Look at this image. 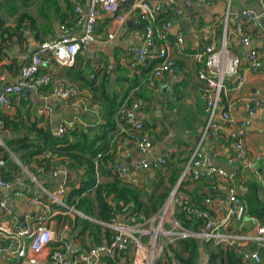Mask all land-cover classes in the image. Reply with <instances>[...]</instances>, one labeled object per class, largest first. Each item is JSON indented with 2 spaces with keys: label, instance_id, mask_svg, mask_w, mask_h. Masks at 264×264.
Wrapping results in <instances>:
<instances>
[{
  "label": "crops",
  "instance_id": "obj_1",
  "mask_svg": "<svg viewBox=\"0 0 264 264\" xmlns=\"http://www.w3.org/2000/svg\"><path fill=\"white\" fill-rule=\"evenodd\" d=\"M7 1L15 0H0L2 3ZM68 1L72 10L68 11L64 3L60 1L62 14L71 12L74 15L75 6L81 7L85 12L89 4V0ZM151 1L162 5L167 12L164 19L175 16V10L180 11V15L174 17L175 23L168 31L167 38L170 53L182 70L180 76L165 75L157 80L153 87L146 86L144 81L156 65L154 53L148 58L146 66L137 71L130 70L128 63L133 58L131 49L141 47L143 43V24L137 12L125 15L128 3H121L115 7L113 12L100 11L96 23L95 41L86 45L73 67L61 68L53 61L41 67V72H47L55 79L74 85L79 92L77 100H60L50 96L44 88L26 89L22 94L10 97L9 107L0 105V121L13 119L14 115H18L14 121L20 123L17 132L10 128L0 127V146L3 148L0 151V159L4 163L0 168V176L8 162H13L20 168V173L15 176V178L19 177V181L12 185L10 190L4 193L0 187V199L3 193L7 196L6 210L0 211V225L16 230L34 227L41 223L53 231L56 240L38 255L37 264L43 263L49 251L60 244H69L73 256L85 253L89 248L97 245L94 241L97 236L95 232V237L90 231L82 233V223L78 222L80 217L75 213L78 211L67 204L66 207L52 204L42 193V189L54 191L59 184H64L67 194L70 190L69 183L77 182L82 171L69 169L66 173L71 174L69 182L65 181V176L53 178L51 172L37 173L36 175L20 164L18 157L4 145V140H13L26 137V135L33 137L30 133L31 126L49 127L54 130L63 121L70 123L71 130H76L79 133L85 128L90 132L91 137L94 136L101 123L100 103L97 100L104 75H107L109 85L121 92L127 90L135 81L139 82V88L131 90L128 98L135 99V93L138 92L139 96L136 94L138 97L136 99L143 104L142 109L136 111L134 116L143 122L153 142L151 154L146 159L150 162L153 158L167 155V163L162 171L151 169L139 171L132 173L128 179L122 181L130 187L146 191L147 194L151 193L157 182H162V187H167L168 167L178 166L177 158L188 160L192 150L198 145L205 128L206 113L204 101L197 90L198 73L203 68L194 61V55L201 53L210 43L219 47L223 39L226 40L232 54L244 56L249 50H254L261 59V68L258 73L247 72L244 65L242 66L241 73L244 75L245 81L241 85L234 79L226 83L220 105L221 109L228 111L237 123L248 122L244 143L249 153L252 156L264 154V106L256 107L253 114L249 115L243 104L244 98L250 96L264 102V0ZM3 7L0 8V17L4 21V27L14 29L16 16L11 13L9 8ZM31 7H28V11L34 17L35 25L39 26L44 21L37 16L36 8L33 12ZM246 10L252 11L256 16L254 22L244 25V33L251 38L249 47H244L240 42V37L234 33L232 20L233 15ZM227 12H229V18L228 23L225 24ZM117 14L125 15V23L121 27L120 33L118 32L114 39H109L108 35L116 31L114 16ZM160 22L162 19L157 21V24ZM67 23H69L68 20L64 24L67 26ZM60 25L56 19H52V30L49 34H43L42 29L37 33L36 30L27 28L20 40L16 37L8 39L0 52V93L3 91L4 84H15L20 81V68L23 63L20 56L24 53V45H29L30 54L35 52L41 42L57 38L60 35L58 31ZM67 29L69 34H81L83 31L82 26L74 24L67 26ZM178 33L184 37L183 43L179 45L175 42ZM156 45H160L158 39H156ZM91 74L95 76L93 80L89 79ZM91 83H94L93 86L90 85ZM40 109L46 111L42 117L37 113ZM224 127L226 129L227 125ZM224 136L225 133L222 132L219 138L202 142L200 151L207 158L206 165L198 169L192 168L189 175L197 172L202 173L206 167L215 166L216 163H226L236 173L231 176V179L219 181L220 188L217 191H221V196H227L231 187L236 191L239 186L235 182L252 181L259 182V198L264 199V159L258 163L254 171L246 168L243 162L233 163L235 148L233 144L224 142ZM69 139L74 141L72 137ZM5 153L8 154L7 161L2 160ZM98 155L101 157L96 167V178L97 183L101 184L110 183L115 179L111 171L114 164L128 165L144 158L127 135L122 132L119 124L115 131L109 135L107 154L100 152ZM41 158L42 156L38 157L39 160ZM102 158L104 160H101ZM29 165L37 170V166L33 162ZM186 181H189V177ZM190 182L184 187V193L194 205L198 202L197 195L209 193L211 189L207 180L199 182L190 180ZM232 183H234L233 186ZM15 192L30 198L37 197L41 202L29 204L15 196ZM142 199L146 200L147 198L143 196ZM200 205L203 206V200ZM78 213L82 215V213ZM120 216L116 217L120 218ZM86 217L83 219L98 224L94 218ZM76 218L77 224H75ZM4 220H7L8 223L3 224ZM252 226L250 222L246 224L247 229ZM3 242L4 238L0 233V247L4 244ZM105 242L106 240L103 239L101 244ZM27 243H30L29 239ZM133 251L130 249L124 254L103 258L101 264H133ZM28 256H30V251H28ZM13 262L12 257L0 255V264H12Z\"/></svg>",
  "mask_w": 264,
  "mask_h": 264
},
{
  "label": "built area",
  "instance_id": "obj_2",
  "mask_svg": "<svg viewBox=\"0 0 264 264\" xmlns=\"http://www.w3.org/2000/svg\"><path fill=\"white\" fill-rule=\"evenodd\" d=\"M121 3H128L125 15L137 12L143 24V43L141 47L131 49L133 58L128 63L130 70L137 71L146 66L148 58L154 53L156 65L144 81L146 86L153 87L156 81L165 75L180 76L182 70L167 45L168 31L175 23L174 17L180 15L179 10L174 11L175 16L164 19L167 12L160 3L151 0H89L85 12L79 6L74 7V25L83 27L81 34H69L67 26L61 24L58 26L60 35L41 42L35 52L30 54L29 45H24V53L20 56L23 62L20 68V81L8 84L3 89L0 93V105L9 107L12 95L22 94L26 89L37 90L40 87H47L49 95L60 100H77L79 92L74 85L55 79L47 72H41V67L52 61L61 68L73 67L86 45L95 41L96 23L100 11L113 12L115 7ZM124 14L114 16L116 31L108 35L109 39H114L117 33H120L125 23ZM228 18L229 12L225 16V24L228 23ZM160 19L162 22L157 24ZM232 20L234 33L240 37V42L244 47H249L251 38L244 33V25L254 22L255 14L249 10L242 11L233 15ZM156 39L160 41L159 46L156 45ZM183 40V35L178 33L175 37L176 44H182ZM194 61L203 68L198 73L197 90L205 104L206 124L198 145L192 150L159 211L151 217H146L142 213H132L127 207L121 206L123 213L120 218L113 217L108 222H97L111 232L110 239L104 244H97L85 253L76 256H73L69 244H60L49 251L46 260L41 264H101L103 258L121 255L130 249L134 250L133 264H156L159 261L162 264H180L174 259L168 260L166 255H170L169 248L175 242L187 238L195 239L201 245L211 243L222 249H234L244 264L261 263V254L264 253V226L256 219L245 215L244 206L233 187L228 190L227 196L205 198L201 208L194 206L187 195L180 191L182 183L188 177L189 180L197 182L209 181L213 192L220 188L219 181L231 179L223 169L215 166L206 167L202 173L189 175L192 168L198 169L206 165L207 158L200 151L202 142L217 139L222 132L225 133L224 142L234 145L233 163L243 162L246 168L254 171L258 163L264 159V154L252 156L245 146L244 137L248 122L237 123L228 111L221 109L220 105L226 83L234 79L241 85L245 81L241 73L242 66L244 65L247 72L258 73L261 68V59L254 50H249L244 56L232 54L226 40L223 39L219 47L210 43L201 53L194 55ZM94 77V74H91L89 79L92 80ZM243 104L249 115L253 114L256 107L264 106V102L254 96L244 98ZM142 107L140 100L127 98L116 112L117 125H120L122 132L144 157L128 165L114 164L111 168L112 174L120 181L128 179L132 173L139 171L149 169L162 171L167 163V155L153 158L150 162L146 159L151 154L153 142L143 122L134 116V113ZM45 112L44 109L37 111L40 117L44 116ZM225 125H227L226 129ZM0 127H3L2 121H0ZM69 129H72L70 123L63 121L52 130V135L55 138H61ZM100 157L97 155L95 158V167ZM3 165L4 163L0 161V168ZM68 170L64 164L51 171V176L53 178L64 177ZM18 181L19 177L13 181H5L0 176V187L5 193ZM4 193L0 199V211H5L7 207V196ZM42 193L52 204L66 207L64 184H59L54 191L42 189ZM15 196L29 204L41 202L37 197H26L18 192H15ZM75 213L79 217L87 218L83 214ZM178 214L187 220H198L199 227L194 229L192 225L183 226L176 217ZM248 222L253 225L250 229L246 227ZM2 223H8V221L4 220ZM0 233L4 238V244L0 247V255L12 257L14 261L12 264H37L38 255L56 240L53 231L41 223L34 227L16 230L0 225ZM28 251H30V256H28ZM198 264H207V255L204 254Z\"/></svg>",
  "mask_w": 264,
  "mask_h": 264
},
{
  "label": "trees",
  "instance_id": "obj_3",
  "mask_svg": "<svg viewBox=\"0 0 264 264\" xmlns=\"http://www.w3.org/2000/svg\"><path fill=\"white\" fill-rule=\"evenodd\" d=\"M33 1L0 2L1 7L7 6L11 13L16 16L14 29L5 28L4 21L0 17V52H2L3 46L6 45L5 43L8 39L16 37L20 40L27 28L36 30L37 33L42 29L43 34H49L52 30V19H56L60 24H64L68 20L67 26L74 24L75 15L73 13H61L60 1L64 3L68 11L72 10L68 0H40L36 6V14L44 22L36 26L34 17L28 11V7L31 6ZM10 31L14 32L11 33ZM134 79L136 80V78ZM93 84L91 83L90 85L93 86ZM43 88L48 91L47 87H40L39 89ZM100 88L101 92L97 101L100 103L101 123L94 136L91 137L90 132L84 128L79 133L76 130L69 129L61 138H55L49 127L37 128L31 126L30 133L33 137L26 135V137H19L13 140H4V145L18 157L23 167H26L36 175L37 173L46 174L54 171L64 164L70 170L78 172L81 170L82 174L78 173L80 175L78 181L69 183L70 190L66 194L64 201L68 206L73 207L85 216L94 218L98 222H108L111 218L123 213L121 209H115V205L120 204L122 207H127L128 211L132 213H142L146 217H151L162 207L187 160L177 158L176 163H178V166L168 167L167 187H162V182H157L154 184L150 194L130 187L116 178L110 183H97L95 158L100 152L107 154L109 135L115 131L117 126V109L128 98L131 90L139 88V82L135 81L127 90L121 92L110 86L107 75H104ZM136 94L138 95V92L135 93V97L138 98ZM17 118L18 115H14L13 119H2L3 128H10L12 131L17 132L20 126L19 122L14 121ZM26 134H28L27 131ZM70 137L74 138V141H70ZM2 150L3 148L0 146V151ZM39 156H42L40 160L38 159ZM103 158L106 159L107 157ZM103 158L101 160H104ZM2 160H8L7 153L3 155ZM31 162L37 166V170L30 167L29 164ZM18 173H20L18 165L8 162L3 169L1 177L5 181H12ZM233 179L235 180V176ZM190 183V180L182 183L180 191L184 192V187ZM235 184L239 186L243 195L240 200L244 206L245 215L256 219L264 226V200L259 198V182L246 181L244 183L235 182ZM233 185L234 183H232ZM221 195V191H210L209 193L197 195L198 202L194 206L201 208L200 203L204 198ZM143 196H146L147 199L143 200ZM176 217L185 227L192 225L194 229H197L200 225L198 220L184 219L181 214ZM75 224H77V218L75 219ZM81 226L82 233L90 231L92 236H94V232L96 233L97 236L94 238L96 244H101L103 239L108 241L111 237V232L100 224L84 220ZM200 248L207 255V264H244L234 249H222L211 243L200 245L197 240L192 238L175 242L169 248L170 255H166V257L168 260L174 259L180 264H198ZM156 264H162V262L159 261Z\"/></svg>",
  "mask_w": 264,
  "mask_h": 264
},
{
  "label": "water",
  "instance_id": "obj_4",
  "mask_svg": "<svg viewBox=\"0 0 264 264\" xmlns=\"http://www.w3.org/2000/svg\"><path fill=\"white\" fill-rule=\"evenodd\" d=\"M7 86V84H4L3 85V89L5 88ZM24 91H26V90H24ZM216 167H220L221 169H223L225 172H226V174L228 175V176H233L235 173H236V171L233 169V168H231L228 164H226V163H216V165H215ZM64 179H65V181L66 182H69L70 180H71V174H66L65 175V177H64ZM236 195L238 196V197H240V198H242L243 197V195L241 194V192H240V189L237 187L236 188ZM115 209L116 210H120L121 209V205L120 204H116L115 205ZM83 221H84V219H83V217H80L79 219H78V222L79 223H83ZM199 244L201 245V243L199 242ZM199 252H200V258H203V256H204V254H203V251H202V249L200 248L199 249Z\"/></svg>",
  "mask_w": 264,
  "mask_h": 264
},
{
  "label": "rangeland",
  "instance_id": "obj_5",
  "mask_svg": "<svg viewBox=\"0 0 264 264\" xmlns=\"http://www.w3.org/2000/svg\"><path fill=\"white\" fill-rule=\"evenodd\" d=\"M37 1H38V3H39L40 0H34L33 3L31 4V6H32V7H31V10H32L33 12L35 11V8H36V6H37ZM35 2H36V4H35ZM0 7H1V6H0ZM2 7H3V6H2ZM2 7H1V8H2ZM3 8H8V7H7V6L5 7V5H4ZM261 256H262V260H261V263H260V264H264V253H262Z\"/></svg>",
  "mask_w": 264,
  "mask_h": 264
}]
</instances>
